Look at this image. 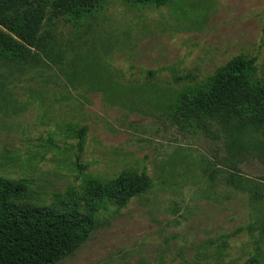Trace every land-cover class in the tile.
Masks as SVG:
<instances>
[{"label": "rangeland", "instance_id": "374dc122", "mask_svg": "<svg viewBox=\"0 0 264 264\" xmlns=\"http://www.w3.org/2000/svg\"><path fill=\"white\" fill-rule=\"evenodd\" d=\"M55 22L66 54L100 58L89 67L111 74L113 89L72 88L53 63L10 79L1 68L0 177L26 180L30 189L11 202L62 210L67 192L81 196L89 178L132 170L153 181L126 207L98 212L87 240L56 264L263 261L264 197L257 202L228 179L240 174L264 195V154L230 150L216 125L205 131L178 122L170 103L238 55L257 56L264 78V0H175L162 8L108 0L91 26ZM125 87L127 94L118 91ZM154 92L165 94V109ZM80 209L87 211L84 201Z\"/></svg>", "mask_w": 264, "mask_h": 264}, {"label": "trees", "instance_id": "16d2710c", "mask_svg": "<svg viewBox=\"0 0 264 264\" xmlns=\"http://www.w3.org/2000/svg\"><path fill=\"white\" fill-rule=\"evenodd\" d=\"M106 1L0 0V74L2 67L8 68V74L3 77L16 78L18 72H32L42 64L53 63L62 68L72 88L106 92L113 89L111 74H95L89 67L87 61H100V58L93 54L69 57L56 27H51L61 19L78 27L91 26ZM122 1L162 8L171 6L175 0ZM257 60V56L238 55L205 81L184 86L170 103L176 120L205 131L210 125H216L225 133L230 150L237 148V153L248 155L256 151L264 154V140H258L257 136L258 132L264 134V78L257 75ZM63 65H67L68 70H63ZM9 83L14 84L12 80ZM126 87L118 91L127 94ZM151 99L165 109V94L162 98L154 92ZM78 131V145L82 150L86 127ZM228 181L236 189L249 191L255 201H262L264 195L254 181L235 172ZM152 184L146 172L132 170L113 179L89 178L82 195L77 197L75 189L71 188L63 200V209L57 210L11 202L29 195L28 183L0 177V264L58 263L87 240L98 212L112 206L126 207L133 197L149 191ZM82 201L86 212L80 209ZM259 223L264 238V216ZM248 264H264V260L257 258Z\"/></svg>", "mask_w": 264, "mask_h": 264}]
</instances>
